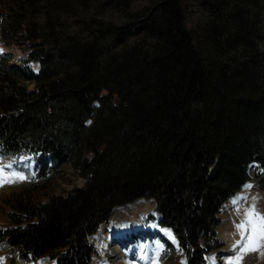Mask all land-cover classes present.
Masks as SVG:
<instances>
[{
    "label": "trees",
    "instance_id": "1",
    "mask_svg": "<svg viewBox=\"0 0 264 264\" xmlns=\"http://www.w3.org/2000/svg\"><path fill=\"white\" fill-rule=\"evenodd\" d=\"M94 1L20 2L46 9L47 30L27 36L38 75L0 61V150L35 157L25 194L67 163L80 162L89 183L36 207L19 200L0 245L23 262L92 264L89 239L112 210L153 198L186 264H206L219 214L251 170L264 191V0H203L212 21L201 44L184 0L99 23L90 42L67 36L62 13ZM108 1L127 12L128 0Z\"/></svg>",
    "mask_w": 264,
    "mask_h": 264
},
{
    "label": "rangeland",
    "instance_id": "2",
    "mask_svg": "<svg viewBox=\"0 0 264 264\" xmlns=\"http://www.w3.org/2000/svg\"><path fill=\"white\" fill-rule=\"evenodd\" d=\"M24 1L0 0V12L8 14V17L4 19L3 24L1 22L2 26H0V57H10V66L22 65L20 68H29L32 72L38 73L40 71L39 64L28 61L30 59L29 55L33 50L27 40V36H29V30H33L35 27L40 30V33L45 30L48 17L45 8H43L41 14H32L28 7L25 8L24 5H21L22 3L20 4V2ZM155 1L128 0L127 12H125L117 3L109 4L108 0H96L92 2V7L88 10L80 7L75 14L71 12L62 13L65 21V30L63 32L67 36L77 37L79 40L93 41L95 36H97L95 32L99 23L123 25L127 22L129 14L149 9ZM184 7L186 26L189 31L194 33L198 44H201L200 41L203 40V34L212 21L211 16L203 0H184ZM20 20H22L21 27L17 23ZM4 27L8 29L6 33L3 31ZM57 32H62L60 27H58ZM134 40V38H130L128 42L130 43ZM23 61H25L24 64H22ZM25 85L29 90H34L36 87L35 83L30 81H25ZM95 106H99V103L96 102ZM91 157L92 154H87L85 158L90 159ZM80 166V162L65 164L60 168L50 185L44 186L43 183L36 185V187L31 188V193L28 195L27 193L25 194L24 188L33 184L35 173L32 161L24 160L20 157L4 158L0 156V229L11 226L9 216L15 214V207L19 200H28L30 205L36 207L52 198H66L75 189L86 188L89 181L81 172ZM250 177L251 181L224 205L219 214L221 224L215 229L216 243H213L214 249L208 255L207 264H210L211 259L215 261L216 258L217 260L219 258L223 260L222 263L218 262L219 264H223L227 258L235 259L231 261V264H264V225L258 219V216H264V191L258 189L253 170L250 171ZM31 186L27 187V190ZM142 199L147 202L152 201L154 204L152 209H146L142 211L143 214H140L141 223H139L144 228L142 234L139 237L135 235V239L132 242H125V244H128V249L125 250L122 246V251L127 255L128 262L132 261L135 264H186L185 255L180 249L178 241L176 242L173 231L161 226L163 217L157 213L155 200L153 198ZM138 200L136 201H141V199ZM136 201L132 203L136 204ZM117 208L125 207H115L112 210L113 213L111 212V217ZM253 209L252 223L246 224V230L238 228L239 224L249 219L246 214L253 211ZM111 217L94 236L90 237L91 240L89 239L95 249L92 264L104 263L103 252L100 247L98 248L94 244V240L101 239V237H103L102 241L109 239L108 234L112 225ZM159 217H161L160 220ZM239 241H242L241 245L243 247L237 244ZM216 244L219 247H215ZM238 249L239 254L237 252ZM236 255L239 256L236 258ZM12 261H14V264H26L20 261L18 252L11 251L0 245V264H11ZM28 264L45 263L37 261Z\"/></svg>",
    "mask_w": 264,
    "mask_h": 264
},
{
    "label": "bare ground",
    "instance_id": "3",
    "mask_svg": "<svg viewBox=\"0 0 264 264\" xmlns=\"http://www.w3.org/2000/svg\"><path fill=\"white\" fill-rule=\"evenodd\" d=\"M153 204L154 203L152 201L147 202L146 200L142 199L140 202H137L134 205L128 204L122 206L125 208H117L114 210L115 212L111 217L112 225L108 234L109 239L107 241H102L103 237H101V239L94 240V244L97 245L98 248L100 247L101 251L103 252V264H135L132 261L128 262V257L125 252L122 251V246L125 248V250L128 249V244H125V242H132V240L135 239V235L139 237V235L142 234L144 228L142 227V224H140V214H143L142 211L146 209H152ZM237 244L242 246V241H239ZM237 252L239 254V249ZM238 256L239 255H236L235 257L237 258ZM216 260L217 258L215 261L211 259L210 264H219L223 262L221 258H219L217 261ZM232 260L235 259L227 258L223 264H231Z\"/></svg>",
    "mask_w": 264,
    "mask_h": 264
},
{
    "label": "snow or ice",
    "instance_id": "4",
    "mask_svg": "<svg viewBox=\"0 0 264 264\" xmlns=\"http://www.w3.org/2000/svg\"><path fill=\"white\" fill-rule=\"evenodd\" d=\"M253 212H254V209H253V211L248 212L246 215L249 217V219L246 222L239 224L237 227L240 228L241 230H246V224L252 223L251 217L253 215ZM257 216H258V214H257ZM258 219L261 221V224L264 225V216H258ZM249 239H250V237H249ZM252 250H255V249H252Z\"/></svg>",
    "mask_w": 264,
    "mask_h": 264
},
{
    "label": "water",
    "instance_id": "5",
    "mask_svg": "<svg viewBox=\"0 0 264 264\" xmlns=\"http://www.w3.org/2000/svg\"><path fill=\"white\" fill-rule=\"evenodd\" d=\"M1 14V13H0ZM13 263V262H12Z\"/></svg>",
    "mask_w": 264,
    "mask_h": 264
}]
</instances>
